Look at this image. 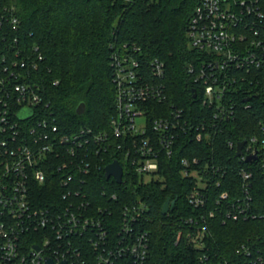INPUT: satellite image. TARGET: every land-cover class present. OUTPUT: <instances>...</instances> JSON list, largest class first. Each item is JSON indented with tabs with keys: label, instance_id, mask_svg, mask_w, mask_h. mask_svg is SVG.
Returning a JSON list of instances; mask_svg holds the SVG:
<instances>
[{
	"label": "built area",
	"instance_id": "obj_1",
	"mask_svg": "<svg viewBox=\"0 0 264 264\" xmlns=\"http://www.w3.org/2000/svg\"><path fill=\"white\" fill-rule=\"evenodd\" d=\"M9 19L17 30L19 18L12 13ZM187 37L190 47L205 55L189 62L187 72L201 86L203 104L214 112L197 122L183 107L164 106L165 63L144 61L136 44L113 45L116 96L109 129H61L32 78L43 57L37 46L18 45L1 56L0 264H48L47 258L67 264H147L149 205L107 186L95 194L94 173L102 167L106 173V166L118 160L122 181L108 178L117 184L161 180L163 161L187 149L185 137L212 142L234 117L241 98L249 109L254 97L264 95V0H200ZM258 127L237 155L241 194L231 197L229 189L222 190L210 217L217 212L224 222L263 217L253 207L252 192L254 167L264 170V120ZM228 145L237 154L238 142ZM108 153L120 159L105 163ZM251 156L256 158L248 160ZM180 165L195 182L189 203L203 209L213 187L222 185L220 172L224 176L229 169L204 155H183ZM38 188L54 194H37ZM184 225L188 244L199 252L196 264H264V234L248 238L233 256L218 258L205 251L209 225L204 213Z\"/></svg>",
	"mask_w": 264,
	"mask_h": 264
},
{
	"label": "trees",
	"instance_id": "obj_2",
	"mask_svg": "<svg viewBox=\"0 0 264 264\" xmlns=\"http://www.w3.org/2000/svg\"><path fill=\"white\" fill-rule=\"evenodd\" d=\"M199 2L0 0V64L1 56L18 45L26 49L37 46L43 57L37 60L32 78L41 85L61 129L66 132L88 126L109 129L116 96L110 65L113 45L136 44L141 47L140 56L144 61L158 58L165 63L167 100L164 106L167 108L174 103L183 107L187 117L197 122L214 114L202 102L201 86L194 83L187 72L189 62L199 56L205 57L190 47L187 37L190 19ZM12 13L19 18L17 30L12 29L9 19ZM15 38L17 42H14ZM193 90L197 97L193 96ZM241 100L234 117L225 123L212 142H195L185 137L187 149L179 150L173 158L163 161L161 180L117 184L105 177L104 167L94 173L95 194L100 193L102 186H107L112 192L134 196L149 205L145 223L150 232L147 264H196L199 252L187 242L188 227L184 220L200 212L206 215L209 225L205 251L218 258L233 256L248 238L264 234V170L256 167L252 180L253 207L263 217L224 222L218 212L214 217L209 216L210 209H216V199L222 190L229 189L231 197L241 194V179L237 174L241 162L228 141L247 139L259 130V121L264 120V95L254 97L249 109L244 108ZM80 102L86 104L82 115L76 111ZM113 155H104L105 163L113 158L120 159ZM183 155H204L229 169L227 175L221 176L223 171L220 172L218 178L222 185L213 187L203 209L196 210L188 201L187 196L195 182L181 172ZM37 190V194H54L48 189ZM167 198H176V205L168 214H163L162 206Z\"/></svg>",
	"mask_w": 264,
	"mask_h": 264
},
{
	"label": "water",
	"instance_id": "obj_3",
	"mask_svg": "<svg viewBox=\"0 0 264 264\" xmlns=\"http://www.w3.org/2000/svg\"><path fill=\"white\" fill-rule=\"evenodd\" d=\"M193 96L197 97V93L195 92V90H193ZM250 100V98H246V101ZM77 114L82 115L85 113L86 111V104L85 102H80L79 105L77 106ZM245 144V140L238 142V146H237V155H241L242 153V148ZM256 156H251L248 158V160L251 159H255ZM111 176H113L115 178V180L120 183L122 181V176H123V168L122 165L119 163L118 160H114L113 162L109 163L106 166V173H105V177L108 179ZM176 205V198L175 199H171V198H167V200L164 202L163 206H162V213L163 214H168L169 211L173 210L174 207ZM37 249H40L39 246H36ZM47 263L48 264H67L66 261H62L60 263H56L53 259L51 258H47Z\"/></svg>",
	"mask_w": 264,
	"mask_h": 264
}]
</instances>
